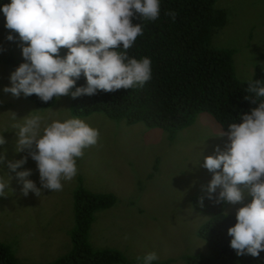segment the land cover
Listing matches in <instances>:
<instances>
[{"label":"rangeland","instance_id":"obj_1","mask_svg":"<svg viewBox=\"0 0 264 264\" xmlns=\"http://www.w3.org/2000/svg\"><path fill=\"white\" fill-rule=\"evenodd\" d=\"M214 7L225 12V23L213 30L211 47L233 49L234 77L239 81L253 79L257 66L264 71V0H215ZM10 32L16 39H6ZM19 45L18 34L5 27L1 11L0 131L8 130L2 133L6 143L0 145V151L6 160L27 157L16 171L31 169L27 178L40 187L35 161L26 150L14 151L17 135L13 125L23 123L28 114H39L44 122L80 118L99 131V138L77 159L76 177L63 181L61 191L42 189L40 197L31 191L25 196L15 172L6 163L0 165V176H11V191L0 196V241L26 264L49 262L69 251L75 225L73 194L81 185L117 197L111 207L94 213L88 237L93 247L117 248L127 259L154 251L160 260L171 259L170 264H186V256L208 254L205 241L197 235L208 216L193 208L192 199L206 190L202 186L212 176L202 167L203 156L213 154L216 145L223 150L228 139L216 136L222 128L212 115L199 112L190 125L169 138L161 128L142 122L129 125L102 112L75 116L67 95L50 107H40L23 94L14 97L3 91L10 86L12 72L3 59L9 53L22 58ZM248 200L250 197L243 203ZM240 206L229 204L225 210L235 213Z\"/></svg>","mask_w":264,"mask_h":264},{"label":"clouds","instance_id":"obj_2","mask_svg":"<svg viewBox=\"0 0 264 264\" xmlns=\"http://www.w3.org/2000/svg\"><path fill=\"white\" fill-rule=\"evenodd\" d=\"M0 11L5 27L18 34L24 60L3 89L14 97L35 94L49 102L64 95L77 98L98 90L143 87L152 78L151 59L130 57L127 50L144 34L143 22L159 19V0H10ZM166 15L175 21L177 13L169 10ZM133 18L139 22L133 23ZM6 39L16 37L10 32ZM62 48L67 50L63 57ZM81 75L86 85L75 87ZM246 92L244 99L257 106L241 114L239 123H229L227 132H218L216 136L228 139L223 150L216 145L213 154L203 156L202 167L212 176L202 187L214 203L242 205L235 210V224L227 229L230 247L237 256L258 257L264 251V81L249 80ZM12 117L17 120L14 113ZM22 120L13 125L14 151L26 150L35 161L40 187L27 178L31 169L16 171L27 157L7 161L0 151V165L6 163L15 172L25 196L31 191L40 197L42 189L61 191L63 181L76 177L77 159L97 144L99 131L77 117L44 122L41 115L28 114ZM7 130L0 131V145L6 143L2 133ZM10 180L9 175L0 176V196L11 191ZM247 197L250 200L243 203ZM198 203L203 206L202 196ZM157 259L154 251L136 257L140 264Z\"/></svg>","mask_w":264,"mask_h":264},{"label":"trees","instance_id":"obj_3","mask_svg":"<svg viewBox=\"0 0 264 264\" xmlns=\"http://www.w3.org/2000/svg\"><path fill=\"white\" fill-rule=\"evenodd\" d=\"M159 2V19L143 22L144 34L127 50L130 57L151 59L152 78L143 87L111 93L98 90L95 95L84 94L77 98L67 95L72 114L86 116L102 112L108 118L124 120L129 125L142 122L149 127L161 128L170 138L178 129L190 125L199 112L205 111L227 132L229 123H239L241 114L250 112L257 105L244 99L248 95L249 80L239 81L233 75V49H215L210 45L213 30L225 23V12L214 7L215 0ZM7 3L10 0H0V5ZM169 10L177 13L175 21L166 15ZM132 22L139 20L133 18ZM66 51L60 55L63 57ZM3 60L12 71L24 62L23 57L17 58L11 53ZM256 69L253 79L264 81L263 69L260 66ZM84 85L86 79L81 75L75 87ZM27 98L40 107L55 103V100L43 102L35 94ZM201 196L202 207L198 203ZM116 201L112 192L96 193L79 185L73 194L75 225L70 232L71 248L52 261L31 264H140L136 258L127 259L117 248H95L89 241L94 213L111 207ZM192 203L196 211L208 216L197 230L198 237L206 243L208 254L186 256V264H264V251H260L258 257L237 256L230 247L227 229L235 224L236 218L235 213L224 216L226 205L214 203L206 190L196 194ZM170 262L171 259H157L153 264ZM0 264L26 263L18 260L12 248L0 241Z\"/></svg>","mask_w":264,"mask_h":264}]
</instances>
